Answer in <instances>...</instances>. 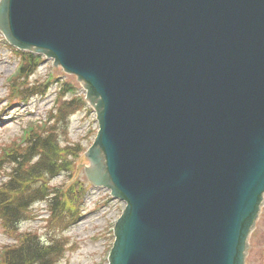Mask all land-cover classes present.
<instances>
[{
  "label": "water",
  "instance_id": "obj_1",
  "mask_svg": "<svg viewBox=\"0 0 264 264\" xmlns=\"http://www.w3.org/2000/svg\"><path fill=\"white\" fill-rule=\"evenodd\" d=\"M0 31L76 75L108 264H244L264 194V0H0Z\"/></svg>",
  "mask_w": 264,
  "mask_h": 264
},
{
  "label": "rangeland",
  "instance_id": "obj_2",
  "mask_svg": "<svg viewBox=\"0 0 264 264\" xmlns=\"http://www.w3.org/2000/svg\"><path fill=\"white\" fill-rule=\"evenodd\" d=\"M20 56V50L9 45L0 32V156L10 143L22 146L31 128L54 125L52 117L65 88L71 90L65 98L78 94L83 97L86 92L75 75L55 66L53 59L47 56H42L27 77L21 75L13 79L20 67ZM18 82L34 93L20 92ZM86 102L84 108L70 111L58 126L57 136L62 144L82 147L78 156L70 158L71 170L49 181L50 187L70 192L62 215L64 222L59 223L50 216L46 202H34L17 230H7L0 220V255L6 247L17 245L22 233L30 232L43 240L60 243L61 252L54 264H107L114 224L125 203L113 197L110 189L93 186L84 174V166L89 164L84 153L94 143L98 129L96 109ZM9 167L6 160L0 163V183L8 177ZM245 264H264V198L248 237Z\"/></svg>",
  "mask_w": 264,
  "mask_h": 264
},
{
  "label": "trees",
  "instance_id": "obj_3",
  "mask_svg": "<svg viewBox=\"0 0 264 264\" xmlns=\"http://www.w3.org/2000/svg\"><path fill=\"white\" fill-rule=\"evenodd\" d=\"M20 54V67L13 79L21 75L27 77L42 58V55L29 51H20ZM16 86L22 93H34L30 87L19 85V82ZM68 88L61 93L62 100L52 117L54 125L37 130L31 128L22 146L10 143L2 149L4 153L0 156V163L6 160L11 169L6 180L0 183V220L9 231L17 230L29 207L38 200L47 203L52 218L59 223L64 222L62 215L67 209L66 196L70 192L50 187L49 181L71 170L70 158L78 156L82 147L79 144H62L57 136L58 126L60 121L66 120L70 111L87 105L79 94L65 98L71 91ZM61 248L55 240H43L36 233L25 232L20 235L17 245L3 250L0 264H54Z\"/></svg>",
  "mask_w": 264,
  "mask_h": 264
}]
</instances>
